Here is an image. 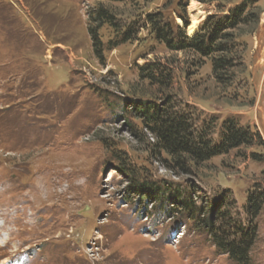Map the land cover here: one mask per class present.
<instances>
[{
	"label": "rangeland",
	"instance_id": "obj_1",
	"mask_svg": "<svg viewBox=\"0 0 264 264\" xmlns=\"http://www.w3.org/2000/svg\"><path fill=\"white\" fill-rule=\"evenodd\" d=\"M244 2L251 14L226 30L234 66L222 80L210 56L170 49L148 21L163 14L175 35L185 18L190 36L194 18L204 16L199 33ZM100 6L113 15L99 30L102 57L88 29ZM154 63L171 70L169 87L144 77ZM140 99L199 127L216 120L215 139L231 118L260 137L182 168L155 148L132 109ZM259 191L264 0H0V264H239L203 219L246 224ZM254 223L248 264H264V208Z\"/></svg>",
	"mask_w": 264,
	"mask_h": 264
},
{
	"label": "trees",
	"instance_id": "obj_2",
	"mask_svg": "<svg viewBox=\"0 0 264 264\" xmlns=\"http://www.w3.org/2000/svg\"><path fill=\"white\" fill-rule=\"evenodd\" d=\"M249 5L250 3L244 2L235 6L228 15L216 20L214 18V21L204 31L193 36H188L185 33L184 28L188 26L185 18L183 28L177 26L178 32L175 35L171 28L173 25L163 23V14H149L148 21L158 38L163 40L170 49L188 48L204 56H210L213 61V73L218 80H222L234 66V52L230 43L232 35L226 30L246 21L248 15L251 14L249 13ZM91 21L92 25L90 24L88 29L92 37L94 51L98 57H102L104 43L99 30L104 24L113 22V15L108 8L100 6L92 14ZM93 23L96 25L93 26ZM175 27L173 28L175 29ZM128 30L124 33L123 40L131 39L132 36ZM141 70L146 71L145 76H142L149 79L151 84L159 81L166 87L170 86L173 77L171 70L162 68L159 64L155 65V63L142 66ZM131 103H134L132 109L136 112L137 117L141 119L143 125L154 137L155 148L168 154L182 168L188 166L189 163L199 164L208 161L214 156L227 154L242 146H251L254 139L260 137L253 133L249 127L240 125L231 118L224 122L220 138L215 139L216 120H203L199 127V120L192 113L175 110L172 105L148 99H140ZM157 188V185H153L150 190L152 192L157 191ZM178 193L171 192L170 194L179 200ZM222 201L223 199H220L215 204L217 208H213V211L218 209ZM180 203L186 207L191 215L198 210L193 205L192 200H184ZM263 208L264 191L253 192L250 194L246 205L250 214V219L246 224H243L242 221H234L233 223L230 219H226L219 226H216L217 222L213 213L211 217L203 219V225L210 230L215 244L221 251L228 253L239 264H248L250 250L258 233V226L254 221Z\"/></svg>",
	"mask_w": 264,
	"mask_h": 264
},
{
	"label": "bare ground",
	"instance_id": "obj_3",
	"mask_svg": "<svg viewBox=\"0 0 264 264\" xmlns=\"http://www.w3.org/2000/svg\"><path fill=\"white\" fill-rule=\"evenodd\" d=\"M203 17L204 16H202V18H200V19H198V18L193 19L192 24L189 27V35L190 36H193L194 34H196L199 31L200 23H201V20L203 19Z\"/></svg>",
	"mask_w": 264,
	"mask_h": 264
}]
</instances>
